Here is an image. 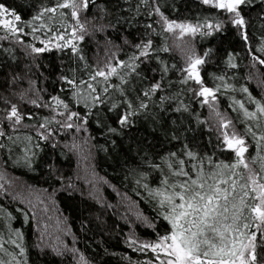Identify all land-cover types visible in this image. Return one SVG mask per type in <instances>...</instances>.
<instances>
[{"label":"trees","instance_id":"16d2710c","mask_svg":"<svg viewBox=\"0 0 264 264\" xmlns=\"http://www.w3.org/2000/svg\"><path fill=\"white\" fill-rule=\"evenodd\" d=\"M56 2L0 0L21 16L23 27V33L0 39V131L5 133L0 136V237L4 243L0 259L5 264L12 256L21 264H148L155 255L150 250L137 251L128 240L154 242L158 235L170 232L171 225L163 218L166 209L154 192L172 171L168 168L175 163L172 153L186 163H197L186 155L196 153L205 158V171L217 164H232L235 153L223 140L227 131L245 140L246 157L264 155V148L257 145L264 134V115L246 117L234 103L242 101L248 111H256L248 94L241 91L245 87L264 103V66L254 60L264 59L260 50L264 47V0H250L241 7L243 28L231 24L228 13L202 0H94L79 14L84 30L78 35L84 39L74 41L78 53L70 47L55 48V39L49 51L35 53L32 48L43 47L42 41L58 34L68 39L72 27H77L71 9H57L40 21L33 20ZM160 13L171 21L219 23L221 28L201 27L181 37L178 29L166 30ZM34 27L39 31L33 33ZM208 32L211 35L204 34ZM5 35L0 29V36ZM149 40V55L141 57L143 49L136 45ZM193 55L205 60L200 66L204 86L218 89L216 101L209 104L194 94L199 85L191 80L184 83ZM133 56L139 58L132 61ZM120 61L134 63L136 69L119 68V76L96 85L95 95L103 98L102 104L78 102L63 79L88 81L97 68L117 66ZM221 76L223 81L218 79ZM156 83L161 88L145 97L144 92ZM53 96L64 100L68 109L57 108ZM34 99L50 106L37 107L30 103ZM140 103L146 107H139ZM11 104L25 116L15 127L5 118ZM112 104L118 107L112 109ZM62 112H78L87 116V123L74 120L73 128H64ZM125 112L131 113L129 123L121 125L118 116ZM46 119L52 122L40 129ZM228 121L231 126L224 129ZM249 128L255 138L247 133ZM49 131L47 140L39 137L40 132ZM9 240L23 245V256Z\"/></svg>","mask_w":264,"mask_h":264},{"label":"snow or ice","instance_id":"6c2138e0","mask_svg":"<svg viewBox=\"0 0 264 264\" xmlns=\"http://www.w3.org/2000/svg\"><path fill=\"white\" fill-rule=\"evenodd\" d=\"M93 3L94 0H63V2L57 0L55 7L45 8L40 14L34 16V21H40L45 14L56 13L57 9H71L70 15L74 18L77 27H72L71 39H66L64 34H58L50 37L46 42L42 41L44 46L33 47L32 51L35 53L49 51V44H52V40L55 39L57 41L54 44L55 48L70 47L73 53H78L79 49L74 41L84 39L83 35H78V32L84 30L79 14L81 11L88 10ZM202 3L228 13L232 17L231 24L240 28L245 26V19L240 9L243 5L250 3V0H202ZM156 11L159 12V8ZM160 15L166 25V30L179 29L181 37L186 33L195 34L201 27L215 30L221 28L219 23L215 25L212 23L206 25L184 24L168 20L163 16V13ZM0 29L7 34L0 36V39H7L8 36L23 33L21 16L14 10L5 7L3 3H0ZM36 31L39 29L32 28L33 33ZM204 34L211 35V32ZM243 39L245 41L248 39L246 33L243 34ZM61 41L63 43H60ZM151 45L150 40L143 45H136L137 48L143 49L140 52L141 57L149 55L148 50ZM260 50L264 51V47ZM204 55L206 56L208 53ZM138 58L133 56L130 59L135 61ZM80 59L83 57L81 56ZM254 60L264 66V59L254 57ZM204 63L203 58L195 55L190 56L188 67L185 69L187 76L184 83L191 80L199 85V91L194 94L203 97L204 104H209L210 101H216L218 89L214 90L204 86L200 75V66ZM125 67H131L133 71L136 69L134 63L128 64L120 61L117 66L105 64L104 67L97 68L90 75L88 81L77 82L75 79L67 77H63V79L72 86L73 95L78 98V102L91 101L93 105L102 104L104 103L103 98L95 95L96 85L102 81L106 83L112 76H119L118 69ZM230 67L235 68L236 65L230 63ZM120 79L123 81L124 77L120 76ZM218 79L223 81L224 77L221 76ZM80 85H84L83 90ZM109 87L111 85L104 87L103 92L107 93ZM225 87L231 86L225 85ZM160 88L161 84L156 83L143 95L148 97L150 93H155ZM241 91L248 94L249 100L256 107V111H248L242 101H234L240 109L244 110V115L253 119L257 118L258 114L264 115V103L255 100L248 88H242ZM51 99L57 108L68 109V104L58 96H53ZM30 103L37 107L50 106L38 103V100L35 99ZM117 107L116 104L111 105L112 109ZM128 107H131L130 103H128ZM139 107L145 108L146 105L140 103ZM216 114L219 115V113ZM60 115H66V122L62 125L64 128H73L72 121L74 120H82L87 123V116L82 117L78 112H62ZM130 115L131 113L125 112L118 116L119 124L127 125ZM5 118L13 121V127H15L25 119V116L21 114L16 104H11ZM53 119L55 118L53 117ZM51 122L46 119L39 125V128L47 129ZM230 126V121L222 125L224 129H228ZM247 133L254 138L256 136L250 128ZM4 134L3 131H0V136ZM49 135H51L50 131L47 134L39 133V137L44 140H47ZM28 139L31 138L28 137ZM223 140L227 147L234 151L236 160L232 164H217L208 171H205V158H199L196 153L188 151L186 155L189 161H198L197 163H186L185 159L177 158L176 153L171 154L175 158V163H169L168 168L172 171L169 176L163 179L162 188H158L154 192V195L159 198L160 205L166 209L167 214L163 218L169 221L171 230L166 235H158L154 242L141 243L132 237H129L128 240L129 246H136L137 251L150 250L155 255V260L149 261L148 264H264V155L258 153L257 156L246 157L248 147L245 145V140L235 132L229 135L225 131ZM262 141H264V134L257 139V145L264 148V145L260 143ZM0 147L3 145L0 144ZM207 162L210 163V158ZM252 165L258 167L254 168ZM2 187L3 185H0V188ZM20 235L17 232V236ZM9 243L19 249L20 256L24 255L23 245L17 243L16 240H9ZM0 250H4L2 237H0ZM81 259L83 260V257ZM0 264H5V261L0 259ZM8 264H21V262L16 259V256H12Z\"/></svg>","mask_w":264,"mask_h":264},{"label":"rangeland","instance_id":"374dc122","mask_svg":"<svg viewBox=\"0 0 264 264\" xmlns=\"http://www.w3.org/2000/svg\"><path fill=\"white\" fill-rule=\"evenodd\" d=\"M177 23H181V22H177ZM184 24H185V23H184ZM186 24H190V23H186ZM178 30H179V29H178ZM179 34H180V30H179ZM185 35H187V33H186ZM68 39H71V37L68 38Z\"/></svg>","mask_w":264,"mask_h":264}]
</instances>
